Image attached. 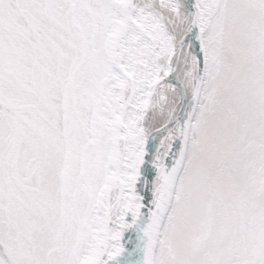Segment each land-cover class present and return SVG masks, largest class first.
Returning <instances> with one entry per match:
<instances>
[{"label": "snow or ice", "instance_id": "1", "mask_svg": "<svg viewBox=\"0 0 264 264\" xmlns=\"http://www.w3.org/2000/svg\"><path fill=\"white\" fill-rule=\"evenodd\" d=\"M0 264H264V0H0Z\"/></svg>", "mask_w": 264, "mask_h": 264}]
</instances>
